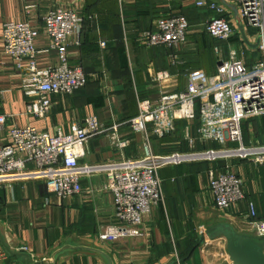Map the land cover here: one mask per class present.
Here are the masks:
<instances>
[{
  "label": "crops",
  "instance_id": "1",
  "mask_svg": "<svg viewBox=\"0 0 264 264\" xmlns=\"http://www.w3.org/2000/svg\"><path fill=\"white\" fill-rule=\"evenodd\" d=\"M173 1L0 0V115L6 116L4 126L0 127V139L7 142L8 131L15 126L32 125L54 133L59 130L69 132L74 123L84 124L87 117L95 115L109 127L115 123L122 124L118 133L127 145L120 148L112 144L107 135L92 137L85 145L81 164L143 157V137L134 133L128 123L139 113L138 100L157 102L163 92L186 90V74L191 69L211 72L216 68L208 72L212 75L219 63L217 44H223L211 39L206 30V23L214 12L198 6L196 0H176L174 4L181 9L195 5L207 19L205 28L201 29L196 18L189 15V40L181 47V64H171L170 51L166 48L148 47L141 42L142 31L154 30L159 17L176 14L171 12ZM215 1L222 3L221 0ZM56 7L73 8L84 18L81 44H72L68 51L70 63H81L85 68L87 84L73 95H49L52 104L50 114L36 119L26 113V104L31 100L22 87L28 74L25 70L27 61L17 68L5 53L3 24L23 20L32 26H41L46 11ZM232 18L239 20L235 13ZM42 34L37 40L38 63L41 66L54 65L58 62V53L50 49L49 37ZM203 36L214 41V53L210 57L212 65L206 63L205 51L208 50L199 46ZM102 42L106 43L104 47ZM221 48L228 51L225 46ZM246 60L249 65L256 62H250L247 57ZM164 71L169 72L168 76L160 82L155 81V77ZM180 124L183 125V139L174 136L160 141L153 137L155 154L180 151L183 140L188 147L181 151L218 147L216 143L203 144L194 125L191 148L190 140L186 138L187 122L180 120L178 129ZM243 134L247 147L264 146V116L246 121ZM223 170L241 176L246 196L255 201L264 220V164L256 163L253 158L238 157L221 158L215 162H186L160 170L166 198L164 204L154 207L144 216V233L113 243L99 238V232L116 222L114 198L107 189L105 173L94 172L83 177V192L63 200L50 192L42 180L0 185V244L9 253L0 264H29L27 257L16 253L29 254V262L33 264L51 257L65 245L100 248L114 260V264H226L229 262L226 240L221 237L201 247H193L188 255H184L188 239L198 238L202 229L218 222H228L241 232H254L245 202L226 211L216 207L209 179L211 172ZM208 201L213 207L204 209L202 204L207 206ZM196 207L199 210L197 223L193 213ZM25 246L29 251L22 252L20 249ZM54 264L110 262L98 251L65 249L57 255Z\"/></svg>",
  "mask_w": 264,
  "mask_h": 264
},
{
  "label": "built area",
  "instance_id": "2",
  "mask_svg": "<svg viewBox=\"0 0 264 264\" xmlns=\"http://www.w3.org/2000/svg\"><path fill=\"white\" fill-rule=\"evenodd\" d=\"M238 11L234 12L215 0H196L200 7L214 12L206 23L211 38L227 44L226 52L216 47L219 58L217 71L212 75L202 69L186 74L188 87L179 92H163L157 102L138 100L139 113L128 121L132 131L143 137V157L121 158L103 164H81L86 143L92 137L107 135L112 144L124 148L127 143L119 137L122 124L110 127L95 115L76 122L69 132L57 133L27 125L12 127L8 140L0 139V185L23 180L43 181L58 199L75 197L83 192L82 179L103 172L107 176V189L114 198L115 219L99 232L101 241L113 243L122 238L144 233V216L154 207L164 204L160 170L166 166H178L186 162L210 161L238 157L264 164V146L247 147L244 144L243 125L246 121L264 116V0H226ZM41 26L29 22L6 21L3 24L4 51L17 68L23 66L28 74L22 87L31 99L26 113L36 119L51 112L49 95H73L87 84V74L82 64H71L68 48L81 44L84 18L73 8L56 7L43 15ZM238 22L244 27L257 30L260 39L258 50L262 59L247 64L246 48H236L232 41L238 32ZM189 20L183 13L161 16L154 30H143L140 40L148 47H164L170 51L173 66L182 63L181 47L187 44ZM45 33L50 49L57 51L58 62L41 66L38 63L37 40ZM101 45L104 47L105 42ZM169 72L155 77L160 82ZM180 120L187 122L186 135L192 148L191 132L195 125L196 135L203 144L216 143V148L190 151H174L155 154L153 137L163 139L177 130ZM6 116L0 115V127ZM243 180L229 171L211 172L209 187L214 203L220 210L234 208L240 202L247 205V217L253 231L264 235V220L257 204L250 200L242 187ZM29 251L27 246L20 249ZM9 253L0 244V262Z\"/></svg>",
  "mask_w": 264,
  "mask_h": 264
},
{
  "label": "water",
  "instance_id": "3",
  "mask_svg": "<svg viewBox=\"0 0 264 264\" xmlns=\"http://www.w3.org/2000/svg\"><path fill=\"white\" fill-rule=\"evenodd\" d=\"M224 5L230 7L234 11L235 15H238L236 7L232 4H228L226 0H221ZM238 28L241 29L245 43L251 46L253 49L259 47L260 39L258 38L255 44H250L245 36V30L241 23L238 22ZM219 237L226 240L227 254L229 262L226 264H264V235H257L255 232H241L236 229L232 224L228 222H218V224L212 225L208 228L202 229L198 236V244L195 248L201 247L212 240H216ZM65 249H85L93 252H100L103 254L110 264H114V260L102 249L93 248L87 246L74 247L71 245H65L52 254L49 258L43 260H37L33 264H54L57 255ZM18 256L27 257L28 263L29 254L27 253H16Z\"/></svg>",
  "mask_w": 264,
  "mask_h": 264
},
{
  "label": "rangeland",
  "instance_id": "4",
  "mask_svg": "<svg viewBox=\"0 0 264 264\" xmlns=\"http://www.w3.org/2000/svg\"><path fill=\"white\" fill-rule=\"evenodd\" d=\"M176 3V0H174L171 4V12L172 13H176L177 14V12L179 13H183V14H185L186 16H187V18H188V20H189V23H190V25H191V21H190V17H189V15L192 17V18H196L195 20H196V22H198L199 23V27L201 28V29H204L205 28V23H206V17H205V14L204 13H202L195 5H192V6H190L189 8H184V9H181V8H179V7H177V6H175L174 4ZM196 25H198V24H196ZM239 30H238V32L236 33V40L232 43V45L234 46V47H236V48H240L241 46H244L245 48H246V53H247V58H248V60L250 61V62H254V61H256L255 59L256 58H258L259 60H261L262 59V53L258 50V48L257 49H255V50H257V51H254V49L251 47V46H249V45H247L246 43H245V40H244V37H243V34H242V31H241V29L240 28H238ZM244 30H245V36H246V38H247V41H249V43L250 44H255L256 43V41H257V39H258V35H257V30H256V28H253V27H249V26H247V27H244L243 28ZM204 35V34H203ZM205 36V35H204ZM204 36H203V39H201V42H200V44H199V46L200 47H205V49H207L208 51H205V56L207 57L206 58V63L208 64V65H212V61H210V57L212 56V54L214 53V41L212 42L208 37H206V38H204ZM191 39V38H190ZM188 40H189V38H188ZM191 42H193L194 43V45H196V43H195V40L194 39H191L190 40ZM190 41H189V43H190ZM187 43H188V41H187ZM215 44H217V43H215ZM218 46H220L219 44H217V47ZM222 46H225V47H227V48H229L228 46H227V44H221V46L220 47H222ZM202 47V48H203ZM255 53H257V54H255ZM204 56V55H203ZM256 56V57H255ZM201 57V56H200ZM252 59H251V58ZM250 58V59H249ZM219 59V58H218ZM257 59V60H258ZM216 64V61L215 60H213V65H215ZM196 69H201V68H196ZM191 70H193V69H191ZM195 70V69H194ZM202 70H204V69H202ZM206 70V69H205ZM204 70V71H205ZM216 70V68L213 70V71H215ZM213 71H211V72H213ZM207 73L209 72V73H211L210 71H206ZM182 124H180V129H178V132L174 135V136H176V137H178V138H180V139H183V137L181 136L182 134ZM245 141V140H244ZM245 143V142H244ZM246 144V143H245ZM188 146H187V144L184 142V140L183 141H181V145H180V147H179V150L181 149V150H186V148H187ZM251 158H254V157H251ZM163 188H164V186H163ZM165 190V189H164ZM165 196H166V194H165ZM166 198V197H165ZM203 205V208L205 209V208H212L213 207V205H211V203H210V201H208V203H207V206L206 205H204V204H202ZM199 212V210H198V208L196 207L195 209H194V211H193V213H195V219H194V222L195 223H197V222H199V218H197L198 216L196 215L197 213ZM202 221H207V219H201ZM209 221V220H208Z\"/></svg>",
  "mask_w": 264,
  "mask_h": 264
},
{
  "label": "trees",
  "instance_id": "5",
  "mask_svg": "<svg viewBox=\"0 0 264 264\" xmlns=\"http://www.w3.org/2000/svg\"><path fill=\"white\" fill-rule=\"evenodd\" d=\"M208 33V32H207ZM211 39H213V38H211ZM237 38H234L233 40H231L232 42H234L235 40H236ZM214 40V39H213ZM81 90V89H80ZM79 91V90H78ZM183 122V121H182ZM178 126H179V123L177 124V130H178ZM177 130H176V132L174 133V134H172V135H168V136H166V137H164L163 139H160V141H163V140H167V139H169V138H173L174 137V135L177 133ZM217 145V144H216ZM166 167H168V166H166ZM163 168H165V167H163ZM161 170H163V169H161ZM223 172H226L225 170H223ZM198 242H199V240H198V238L195 236V237H193L191 240L190 239H188L187 240V250H186V252H184V255H188L189 254V252H190V250L193 248V247H195L197 244H198Z\"/></svg>",
  "mask_w": 264,
  "mask_h": 264
}]
</instances>
